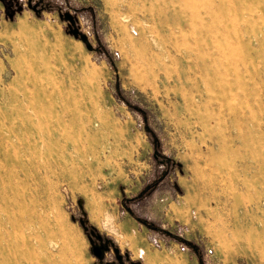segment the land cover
Listing matches in <instances>:
<instances>
[{
    "label": "rangeland",
    "instance_id": "obj_1",
    "mask_svg": "<svg viewBox=\"0 0 264 264\" xmlns=\"http://www.w3.org/2000/svg\"><path fill=\"white\" fill-rule=\"evenodd\" d=\"M244 6L0 0V224L26 245L0 264H264V0Z\"/></svg>",
    "mask_w": 264,
    "mask_h": 264
},
{
    "label": "bare ground",
    "instance_id": "obj_2",
    "mask_svg": "<svg viewBox=\"0 0 264 264\" xmlns=\"http://www.w3.org/2000/svg\"><path fill=\"white\" fill-rule=\"evenodd\" d=\"M230 1H231L232 6L237 8V9L241 8V7L242 8L245 7L244 4H245L246 0H230ZM80 92H81V90H80ZM71 99H72L71 97L66 98L67 102H70ZM8 106H10V104H8ZM52 108H50V109L53 112L54 110H52ZM26 109H27L26 110V120L22 121L20 126H15L14 124H11L7 128V132H8L9 137H12V138L16 137L19 140L20 136H27L29 134L34 135V133H36V131H38V125L35 123L34 119H32V117H30L28 115V113H32V114H34L35 117H38L40 115V113L42 112V110H43L42 107L41 106L35 107L33 104H31V106L27 107ZM63 113L66 116L67 115L69 116V114L66 113V110H64ZM7 119H8V117H7ZM0 135L3 136L4 133L2 132ZM17 145L14 144L13 141H10V142H8L6 144L5 147L6 148L10 147V149L19 148ZM21 145H23V144H21ZM0 146H2V142L0 143ZM27 148L30 151V150L33 149V146L32 145H28ZM4 204H5V206L10 207V206H12L13 203L11 201H9V200H4ZM20 209L21 208H19L18 210L20 211ZM32 217L33 216L30 215L28 219H25L22 216L21 212L13 213L12 211H7V213H6V223L8 225L12 226V227H15V226H18L20 228L24 227V226L28 227V222L32 221ZM0 229L1 230L2 229H6V228H4V223L0 224ZM7 229L5 230V234H4V238H3V241L5 242V244H1L0 243V248H24V247H26L25 244H24V246H22V245H20L18 243L12 246L13 239L15 238V236L17 235L18 232L17 233L16 232H11V230H7ZM28 238L29 239L30 238L33 239L34 235L31 234Z\"/></svg>",
    "mask_w": 264,
    "mask_h": 264
}]
</instances>
